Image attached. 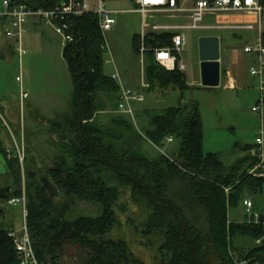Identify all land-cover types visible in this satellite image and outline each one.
<instances>
[{
	"label": "trees",
	"instance_id": "obj_1",
	"mask_svg": "<svg viewBox=\"0 0 264 264\" xmlns=\"http://www.w3.org/2000/svg\"><path fill=\"white\" fill-rule=\"evenodd\" d=\"M11 2L50 9L59 0ZM71 24L75 41L63 48V57L75 86L73 110L64 122L52 123L61 152L48 173L64 192L65 201L55 204L42 179L29 170L27 157L21 163L17 154L11 159L6 154L12 184L4 187L0 183V201L8 204L25 196L27 228L39 262L56 264L64 244L71 243L90 252L87 264H144L134 258L126 242L105 239L118 223L116 210L124 188L136 205L147 206L149 217L141 234L146 238L162 235L159 250L164 264H236L233 252H240L241 261L247 264H264V216L254 205L260 223L229 219L231 209L264 193V176L250 174L259 164L257 146L237 145L249 154L231 166L217 154L206 153L199 105L181 103L184 92L191 89L186 75L164 69L154 52L147 54V91L178 88L180 105L152 115L149 127H144L145 137L123 115L101 124L99 95H107L118 111L120 87L105 73L98 18L86 14L71 19ZM262 37L264 42V33ZM172 40L170 33H151L145 41L148 48L160 49L171 46ZM132 41L139 55L141 35H134ZM168 138L180 142L174 157L161 153L150 158L141 148L140 143L146 141L162 149ZM22 170L25 189L21 187ZM114 181L120 187L111 186ZM76 199L100 205L101 215L72 217ZM12 231L0 224V264H20ZM238 239H250L255 246L248 252L238 250Z\"/></svg>",
	"mask_w": 264,
	"mask_h": 264
},
{
	"label": "rangeland",
	"instance_id": "obj_2",
	"mask_svg": "<svg viewBox=\"0 0 264 264\" xmlns=\"http://www.w3.org/2000/svg\"><path fill=\"white\" fill-rule=\"evenodd\" d=\"M2 1L0 0V7ZM104 1L108 10L126 11L115 15L117 24L108 33V41L118 71L122 72L123 68L125 74H129V87L135 88L141 84L142 62L141 57L133 50V36L141 34L143 27L149 31L153 24H192V15L187 12H161L147 14L144 18L142 14L132 12L136 9L133 0ZM183 3L184 7L192 6V0H183ZM244 20L243 17L231 16L221 19L227 22L223 24L225 29L186 31L188 46L184 53V61L187 65V82L193 86L184 92L181 103H198L204 124V150L206 153L217 154L227 166L235 164L249 154L242 148L236 147L237 145L257 146V137L261 134L264 137V110L262 115L252 111L261 98L260 80L251 76L250 67L255 62L251 61L254 57L247 55L249 82L246 88L227 90L222 83L217 88L197 86L195 80H200L199 39L205 35H217L227 42L231 49L238 50L248 40L254 43L259 35L258 27L255 31L233 28L236 22ZM203 24L215 25V16H207ZM261 31L264 33V16ZM7 44L11 52L7 56H2ZM13 44V41L7 40L5 28H0V183L4 187L12 184L6 154L11 150L12 156L19 155L20 150L21 163L27 157L29 170L34 171L36 176L42 179L55 204L59 205L65 201L64 192L51 180L48 173L55 166V157L61 152V148L58 135L54 134L51 128L52 123L64 122L72 113L75 89L63 57L62 39L52 26L32 18L24 35L27 54L22 58V66L15 49L13 50ZM112 59L105 52V73L110 76L114 73V66L108 61ZM17 77H21V81H17ZM143 79L144 83L148 84L146 74ZM142 89L145 100L135 106L134 118L116 111L111 99L105 94H100L98 104L103 111L97 117L101 124H110L112 117L123 115L131 119L136 131L145 137L144 127H149L152 115L180 105L182 93L178 88L158 91L159 93L148 92V88L142 87ZM25 92L28 94L26 99L23 98ZM25 115L26 124L23 120ZM140 144L150 158L157 157L161 153L174 157L175 151L180 146L177 140L166 142L162 149H156L146 141ZM255 153L254 150L253 154ZM25 181L26 174L22 170L21 187L24 189ZM111 186H119V184L114 181ZM120 190L121 197L116 210L118 223L105 239L126 242L134 258L144 264H164L159 250L163 242L162 235L156 233L146 238L141 234L149 217L147 206L136 205L131 200L129 189ZM250 198L257 204L256 209L258 208L259 213L264 216V193ZM0 209L3 211L0 214V224L20 232L25 224L24 205H9L0 201ZM101 213L100 205L76 199L72 217H98ZM229 219L243 222L249 219V215L246 214L245 207L240 206L229 211ZM237 243L238 250L243 248L246 252L255 246L250 239L244 241L238 239ZM238 254L240 252H233L237 261H241ZM89 255L90 252L79 245L65 243L56 264H87Z\"/></svg>",
	"mask_w": 264,
	"mask_h": 264
},
{
	"label": "built area",
	"instance_id": "obj_3",
	"mask_svg": "<svg viewBox=\"0 0 264 264\" xmlns=\"http://www.w3.org/2000/svg\"><path fill=\"white\" fill-rule=\"evenodd\" d=\"M137 9L132 12L145 16L149 13L161 12H189L192 15V24L190 25H174L163 24L154 25L153 33H170L173 35L172 45L166 48L151 49L146 45V29L141 32V44L139 55L141 62L144 65L146 56L149 52H154L156 61L167 71H179L184 73L186 66L180 60L184 53L187 44V30H215L225 29L223 25L227 22L221 21L227 17H243L244 21L236 22L233 28L239 30L255 31L258 27L259 35L254 43L248 44L243 51L246 55L254 57L255 64L250 67L252 77L260 80L259 89L261 98L258 104L253 107L252 111L257 114H263L264 110V42L261 31V22L264 16V0H192V6L188 9L179 6L176 0H135ZM126 11H112L106 8L104 0H59V2L50 9L38 8L34 9L26 4L13 5L11 0H3L0 7V20L5 25V36L7 40L13 41V50L15 49L22 66V58L27 54L24 47V35L27 32V25L30 19H38L54 28L56 33L61 37L63 47L75 41L73 34V25L71 19L80 18L86 14L95 15L100 24V28L104 37L103 49L109 54L112 59L111 47L108 41V33H110L117 24L115 15L125 13ZM215 16V25H204L203 22L207 16ZM114 66V73L110 76L120 87L119 93V109L118 112L134 118L135 106L142 103L144 95L138 91L129 89L125 86L123 78L119 73L113 59L108 61ZM17 81H21V77H17ZM143 88H148V84H143ZM28 94L23 93V98L26 99ZM168 143L173 142L172 138L167 139ZM257 152L259 164L250 171V174L262 177L264 173V137L263 134L257 137ZM8 158L11 159L12 151L9 150ZM19 157L22 160V153L19 150ZM228 192L229 189H226ZM9 205L23 204L25 224L20 232L13 230L11 237L14 239L17 254L20 264H42L37 259L34 251L33 243L27 228L26 223V199L25 197L12 199ZM246 214L249 215V222L260 223V214L254 210L253 202L250 200L244 201ZM236 264H247L244 261H237Z\"/></svg>",
	"mask_w": 264,
	"mask_h": 264
},
{
	"label": "crops",
	"instance_id": "obj_4",
	"mask_svg": "<svg viewBox=\"0 0 264 264\" xmlns=\"http://www.w3.org/2000/svg\"><path fill=\"white\" fill-rule=\"evenodd\" d=\"M187 1H189V0H187ZM179 6H183L184 7L183 0H180ZM137 8L138 7H136V9ZM184 8L188 9L190 7H188V8L184 7ZM185 12H187V11H185ZM187 13H189V12H187ZM149 14H154V13H149ZM165 24H170V23H165ZM154 25H163V24H153V26ZM185 25H187V24H185ZM188 25H190V24H188ZM208 25H211V24H208ZM0 28H5V25L3 24V22L1 20H0ZM152 30L153 29H149V31L148 30H146V31H147V33L151 34V33H153ZM191 30H194V29H191ZM198 30H202V29H198ZM217 30H222V29H215V31H217ZM202 31H205V30H202ZM206 31H209V30H206ZM137 35H140V34H137ZM205 36H217V35H205ZM219 38H220V41H221V49H220L221 83L224 85V87L227 90L235 91V90H238L239 88H246V86L248 85V82H249L248 81V76H247V69H248V61L249 60H247V55L244 53L243 49H244V47L246 45L251 44L252 40L246 41V43L243 46H241V48H239L238 50H234V49H231L230 46H228L226 44L227 42H224L221 37H219ZM62 45H63V43H62ZM187 46H188V44H187ZM10 52H11V49H10V47L7 44L4 47V52H3L2 56H7ZM62 53H63V51H62ZM184 53H185V51H184ZM184 53L180 57V60L182 61V63L185 64L186 71H187V65H186V63L184 61ZM199 55H200V53H199ZM251 61L253 62L254 59L251 60ZM145 63L146 64L148 63L147 62V56H146ZM145 63H144V65L142 64V70H141V73H142V77L141 78H142V80H141V84L137 85V87H135V88H130L129 87L130 86L128 84L129 83L128 82L129 74L128 75L125 74V71L123 70V68H122V72H119L121 74L122 78L124 77L123 82H124V84H125V86L127 88L142 93V91H141V90H143L142 89V87H143L142 85L144 84L143 76H145V71H146L145 66L147 67V65ZM199 66H200V80H195V84L197 86L203 87L202 86V77H201V60H200ZM116 67H117V65H116ZM117 69H118V67H117ZM186 71L184 72L185 75H186ZM108 76H110V75H108ZM221 83H220V85H221ZM188 84H189V86H193V84H190V83H188ZM203 88H205V87H203ZM158 91L159 92H163L161 90H157L156 93H159ZM23 120H24V122L26 124V115L23 118ZM248 200L252 201L253 205H255V207L257 206V204L254 202V200L252 198H248ZM257 211H259L258 208H257ZM233 222H236V221H233Z\"/></svg>",
	"mask_w": 264,
	"mask_h": 264
},
{
	"label": "water",
	"instance_id": "obj_5",
	"mask_svg": "<svg viewBox=\"0 0 264 264\" xmlns=\"http://www.w3.org/2000/svg\"><path fill=\"white\" fill-rule=\"evenodd\" d=\"M220 49L221 41L218 36H203L199 39L202 86L205 88H217L220 86Z\"/></svg>",
	"mask_w": 264,
	"mask_h": 264
}]
</instances>
